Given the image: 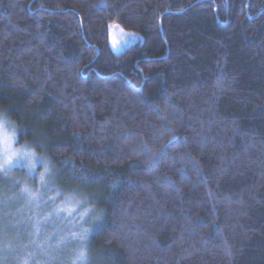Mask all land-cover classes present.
Returning a JSON list of instances; mask_svg holds the SVG:
<instances>
[{
    "label": "trees",
    "instance_id": "1",
    "mask_svg": "<svg viewBox=\"0 0 264 264\" xmlns=\"http://www.w3.org/2000/svg\"><path fill=\"white\" fill-rule=\"evenodd\" d=\"M1 120L88 215L43 263L264 264V0H0Z\"/></svg>",
    "mask_w": 264,
    "mask_h": 264
},
{
    "label": "rangeland",
    "instance_id": "2",
    "mask_svg": "<svg viewBox=\"0 0 264 264\" xmlns=\"http://www.w3.org/2000/svg\"><path fill=\"white\" fill-rule=\"evenodd\" d=\"M118 29L122 30L123 35ZM110 34L112 46L113 41L118 44L113 47L117 52L138 40L136 35L118 26L111 27ZM2 131H6L11 138L12 152L16 155L12 156L11 164L5 163V158L0 155V165H3L0 167V176L12 185L24 183L22 194L27 202L18 207V201L13 195L8 209L4 205L10 216L0 222V264H45L39 257L43 259L47 253L63 250L75 253L80 248L78 246L83 235L87 233L84 228L88 219L87 212L74 217L75 221L61 218L62 211L59 205L56 206L57 203L54 204L57 196L50 194L54 189L48 182L51 176L48 163L44 158L20 147L13 127L4 120L0 121ZM29 161L35 165L31 169ZM21 197L19 193L17 198L20 200ZM51 206H55L56 211L49 212ZM81 251L84 253L80 248L79 254Z\"/></svg>",
    "mask_w": 264,
    "mask_h": 264
},
{
    "label": "snow or ice",
    "instance_id": "3",
    "mask_svg": "<svg viewBox=\"0 0 264 264\" xmlns=\"http://www.w3.org/2000/svg\"><path fill=\"white\" fill-rule=\"evenodd\" d=\"M119 31H121V34L123 35L122 30ZM117 46H118L117 42L113 41V47H117ZM0 136H2V140H0V145H2V147H0V155H2L5 158V163L11 164L13 162L12 156L16 155L15 153L12 152V148H11L12 140L8 136L6 131L0 132ZM34 166H35L34 163L32 161H29V168L31 169ZM0 167H3V165H0ZM78 258L84 259V253L82 251L79 254Z\"/></svg>",
    "mask_w": 264,
    "mask_h": 264
}]
</instances>
